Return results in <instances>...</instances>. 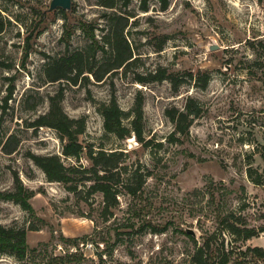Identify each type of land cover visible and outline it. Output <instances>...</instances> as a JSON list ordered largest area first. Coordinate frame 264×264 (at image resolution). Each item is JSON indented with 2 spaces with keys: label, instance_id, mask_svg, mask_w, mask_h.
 <instances>
[{
  "label": "rangeland",
  "instance_id": "obj_1",
  "mask_svg": "<svg viewBox=\"0 0 264 264\" xmlns=\"http://www.w3.org/2000/svg\"><path fill=\"white\" fill-rule=\"evenodd\" d=\"M51 1L0 0V192L16 193L18 178L32 207L0 198V224L25 228L28 244L23 262L3 255L0 264L55 257L69 264H195L200 248L211 264H264L252 251L264 250V0H170L167 9L152 0L146 12L138 0H113L115 9L103 6L112 0H73L70 11L49 13ZM110 14L130 19L132 65L101 82H49L46 65L100 40ZM160 68L183 82L178 90L168 81L138 82ZM205 74L211 80L202 89ZM53 97L68 117L85 121L79 161L63 155L66 140L56 130L36 127ZM189 98L204 113L174 142L167 111L183 109ZM112 99L125 112L142 100V141L105 131L101 110ZM11 136L18 146L8 155L2 147ZM90 148L124 152V178L137 173L144 180L136 196L121 189L107 215L101 193L50 182L31 159L58 155L67 167L89 168ZM232 228L256 236L246 240Z\"/></svg>",
  "mask_w": 264,
  "mask_h": 264
},
{
  "label": "trees",
  "instance_id": "obj_2",
  "mask_svg": "<svg viewBox=\"0 0 264 264\" xmlns=\"http://www.w3.org/2000/svg\"><path fill=\"white\" fill-rule=\"evenodd\" d=\"M133 0H126L131 2ZM140 9L148 11L149 3L152 0H138ZM162 9H167L170 0H157ZM103 6L115 9L116 2L110 1ZM64 13V12H62ZM129 17L123 14H110L106 16V25L101 29V39H96L85 49L74 50L67 55L54 60L46 65L44 74L49 82H58L66 80L76 85L80 77H92L97 82L103 81L108 75L118 72L121 69H127L134 62V50L129 42L125 31L129 26ZM4 29V24L0 23V34ZM94 39V36H93ZM87 74V75H86ZM210 76L203 75V84L200 86L204 89L210 82ZM170 82L174 90L183 84L173 74L168 73L166 69H158L149 73L144 78H139L141 84ZM104 118V128L109 134L115 135L119 139H127L134 134L139 140L143 139V103L142 100L137 102L131 112H125L120 108L117 101L112 99L109 103L104 104L101 110ZM204 113L203 106L193 98H189L183 109H171L167 115L175 125L171 139L179 142L182 137H187L190 128L195 119L201 117ZM132 117L131 126L125 125V120ZM36 127H49L57 131L66 143L63 147V155L66 158H72L79 161L85 153V147L80 143L79 136L85 131V121L76 120L68 117L61 107V98H51L49 112L41 116ZM15 140L14 144L12 141ZM18 141L14 136L2 147L5 154H12L16 151ZM91 162V167L84 168L80 165L78 168L67 167L60 156H38L32 155L33 162L45 173L50 182H59L68 185V190L78 194L80 185L88 186V196L101 193L104 197V213L110 214V210L118 205V195L121 189L132 196H136L143 188L144 180L137 173L124 178L123 171L127 168L125 163L124 152L95 151L90 148L86 153ZM16 193L4 194L0 192V198L7 201H13L20 205L24 210L32 212V207L28 202V196L25 194L24 186L16 178ZM30 230H34L31 229ZM233 235L251 239L256 236L253 229L232 228ZM28 251L27 230L25 228H9L0 224V257L11 255L23 262ZM256 256L264 259V250L255 248L252 250ZM195 264H211L208 255H205L204 249L200 248L192 258ZM70 260L63 257H55L46 264H69ZM228 258L222 264H228ZM24 264V263H22Z\"/></svg>",
  "mask_w": 264,
  "mask_h": 264
},
{
  "label": "water",
  "instance_id": "obj_3",
  "mask_svg": "<svg viewBox=\"0 0 264 264\" xmlns=\"http://www.w3.org/2000/svg\"><path fill=\"white\" fill-rule=\"evenodd\" d=\"M72 1L73 0H52L48 9L49 13L58 11V10H63L65 12L70 11L71 6H72ZM212 51H215L218 49L217 46H211L210 48Z\"/></svg>",
  "mask_w": 264,
  "mask_h": 264
}]
</instances>
